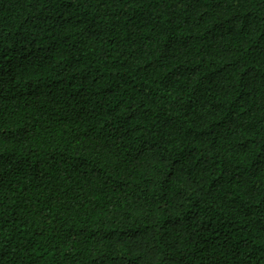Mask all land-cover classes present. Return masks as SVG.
Instances as JSON below:
<instances>
[{
  "label": "trees",
  "instance_id": "trees-1",
  "mask_svg": "<svg viewBox=\"0 0 264 264\" xmlns=\"http://www.w3.org/2000/svg\"><path fill=\"white\" fill-rule=\"evenodd\" d=\"M0 264H264V0H0Z\"/></svg>",
  "mask_w": 264,
  "mask_h": 264
}]
</instances>
